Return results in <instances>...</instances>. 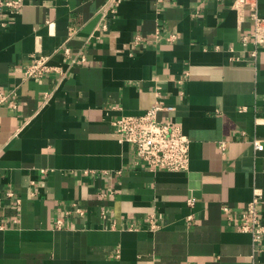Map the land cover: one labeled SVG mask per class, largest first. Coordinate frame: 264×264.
Segmentation results:
<instances>
[{"label": "crops", "instance_id": "1", "mask_svg": "<svg viewBox=\"0 0 264 264\" xmlns=\"http://www.w3.org/2000/svg\"><path fill=\"white\" fill-rule=\"evenodd\" d=\"M107 1L0 12V264H264V237L238 225L256 191L264 221V46L253 58L241 42L248 9L121 0L102 18ZM37 55L62 73L25 78ZM157 102L190 140L186 171L150 172L115 134Z\"/></svg>", "mask_w": 264, "mask_h": 264}, {"label": "built area", "instance_id": "2", "mask_svg": "<svg viewBox=\"0 0 264 264\" xmlns=\"http://www.w3.org/2000/svg\"><path fill=\"white\" fill-rule=\"evenodd\" d=\"M121 0H108L99 10L101 17L106 18L115 14L116 7ZM23 0H0V12L7 8L12 13H18L23 7ZM232 8L238 13L239 18H245L244 10L248 9V17L252 20L253 27L248 35L242 37L243 44H252L251 57H256L258 48L264 46V15L260 14L258 0H233ZM0 25H4L0 18ZM102 29L106 25L102 24ZM137 40L140 38L137 37ZM70 50L65 47L63 55L68 57ZM56 72L62 73L61 68L50 65V57L37 55L32 63L24 71L25 78L40 79L45 75ZM7 95L0 92V106L7 102ZM14 106L11 101L8 103ZM166 109L165 106L157 102L153 104L145 113L138 116H120L112 124L115 134L122 141L130 143L134 147L136 164L143 165L150 172L186 171L189 165L190 140L184 134L179 124L161 120L158 115ZM171 109V107H167ZM255 148H259L258 142H253ZM224 147V143L220 144ZM12 196V193H8ZM260 194L253 193L251 200L246 204L239 214L238 225L241 232L250 233L253 241L258 242L264 237V221L261 220L257 211V204L260 202ZM227 211V207H223ZM81 212V210H77ZM188 220L191 217L187 218ZM149 226L156 230L158 225L153 219H149Z\"/></svg>", "mask_w": 264, "mask_h": 264}]
</instances>
